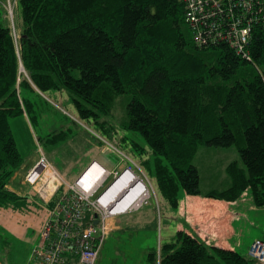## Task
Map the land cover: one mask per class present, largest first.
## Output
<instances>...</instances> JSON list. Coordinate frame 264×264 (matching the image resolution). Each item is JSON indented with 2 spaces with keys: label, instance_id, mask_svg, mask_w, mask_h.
Listing matches in <instances>:
<instances>
[{
  "label": "trees",
  "instance_id": "16d2710c",
  "mask_svg": "<svg viewBox=\"0 0 264 264\" xmlns=\"http://www.w3.org/2000/svg\"><path fill=\"white\" fill-rule=\"evenodd\" d=\"M19 6L18 42L0 24V209L24 203L6 189L23 164L10 119L29 115L24 90L67 93L80 120H92L112 143L129 144L144 160L174 209L180 189L228 203L250 191L254 205L264 208V31L255 30L248 62L226 45L189 42L183 0H20ZM252 64L254 76L244 70ZM124 96L129 101L121 115ZM109 118L138 133L145 146L120 138ZM202 146L238 149L246 170L237 162L228 166L229 189L200 190L193 161ZM148 262L257 264L182 232L159 254L151 251Z\"/></svg>",
  "mask_w": 264,
  "mask_h": 264
},
{
  "label": "rangeland",
  "instance_id": "374dc122",
  "mask_svg": "<svg viewBox=\"0 0 264 264\" xmlns=\"http://www.w3.org/2000/svg\"><path fill=\"white\" fill-rule=\"evenodd\" d=\"M19 1L20 0H12L10 7L7 6L8 4H5L8 12H3L2 14L6 18V21H8L17 42L20 37L15 25L18 26L22 23ZM7 2L8 0H0V4L2 5ZM3 23L4 21L2 24ZM186 34L188 41L191 42L192 34L189 29H187ZM259 69L262 70L261 68ZM244 70L252 76L258 74V70L253 64L248 65ZM22 74L28 77L26 72L23 71ZM74 75L79 78L80 72L76 70ZM24 96L31 104L29 119L32 121V127L36 131V136L40 138V146H38L36 141L34 143L35 145H32V142L27 137L25 131L26 125L22 115L10 119V126L18 150L25 151V153L30 152V154L33 155L36 154L39 147H42L50 157L49 160L56 166L63 176L61 177L67 184L72 185L81 177L80 175L89 166L88 161H97L109 172H122L127 168V165H129L135 168L136 171L133 173L136 175V178L141 177L138 170L144 173L142 179L147 185L149 197L147 203L144 205L143 211L137 215V222H134L133 218L130 217L123 231L115 232L110 237H107L108 239H106L102 250V255L105 259L104 262L100 259L101 262L99 260L98 264H145L143 263V257L146 258L153 250L158 251V244L160 243L159 234L156 232V230H158L156 226L159 220V218H157L159 200L156 196L158 193L153 183L154 180L152 178V181L149 177L147 169L144 166H140L135 159L122 152H120L121 154H117L116 152L113 153L111 149L107 151V147L112 148L113 146L111 139L104 136L98 127L93 124L92 120H80L77 110L72 103H60L59 100L54 97V93L34 94L28 90H24ZM122 98L120 105H123L117 109L120 114L122 111L125 115L129 97L124 96ZM25 116L27 115L25 114ZM109 119L118 129L117 133L119 135L125 134L129 139H135L141 146H145L144 139L138 133L124 129L117 123L116 118ZM59 132H63V139L57 136ZM47 138L49 139L45 141ZM115 146L120 148L117 145ZM115 146L113 147L118 150ZM103 148L106 150L104 153L102 152ZM121 155H125L128 161ZM66 162L70 163V166H68ZM86 162L88 164H85ZM233 162H237L241 169L246 170L236 147L223 149L202 146L198 149L193 165L197 167L200 173V190L203 194H207L211 191L222 192L231 187L232 181L226 170ZM112 181L113 178H110L101 192L107 188ZM180 192H183V190L180 189ZM60 196L61 193L57 198ZM159 198L161 199V197ZM233 210L235 212L234 218L236 223L233 225L235 231L232 236L231 245L235 248L233 251L246 257L255 241L264 240V208L256 207L253 203L251 192L247 191L234 205ZM205 211L207 212L208 210ZM38 212L39 211L36 213ZM154 216L156 217L157 225L153 219ZM41 217L42 215H37L36 218L40 220ZM19 225H23V223H19ZM4 233L6 234V232ZM1 235L4 234L0 231V236ZM6 237L10 240V243L15 246L20 240L24 242L25 246L23 248L19 247L18 252H16V258H22L26 248L29 247L27 246L29 240L27 239L25 241L17 235L10 234H7ZM27 237L31 239L32 234L29 233ZM6 252L0 239V255L2 262L5 264L11 263Z\"/></svg>",
  "mask_w": 264,
  "mask_h": 264
},
{
  "label": "built area",
  "instance_id": "2783aa9c",
  "mask_svg": "<svg viewBox=\"0 0 264 264\" xmlns=\"http://www.w3.org/2000/svg\"><path fill=\"white\" fill-rule=\"evenodd\" d=\"M183 2L185 21L197 47L215 48L226 45L238 56L252 62L249 46L255 30L264 31V0ZM113 149L116 150L114 147ZM92 171L98 173L95 180L89 176ZM134 171L135 168L127 166L122 172H109L93 163L74 184L69 185L42 155L25 178V183L36 190L47 206L48 213L41 231V242L33 249L29 264H67L69 256L77 258L80 264H97L112 231L111 220L138 212L147 203L149 192L146 188L139 198L144 200L125 205L121 212H116L133 190L140 185L147 186L142 179L144 173L141 172L139 184L116 204L118 195L134 180ZM110 178H113L112 183L101 192ZM124 181L125 184L120 186ZM118 186L123 191H119L114 199L106 201L105 198ZM60 193L61 196L50 206ZM249 256L255 263L264 264V240L253 243Z\"/></svg>",
  "mask_w": 264,
  "mask_h": 264
},
{
  "label": "crops",
  "instance_id": "0c3cea01",
  "mask_svg": "<svg viewBox=\"0 0 264 264\" xmlns=\"http://www.w3.org/2000/svg\"><path fill=\"white\" fill-rule=\"evenodd\" d=\"M11 2L12 0H8L7 3H4L3 5L0 4V24L4 27L9 28V23L8 21H6V18L2 14L3 12H8L6 5L8 4L7 6L10 7ZM1 19L4 21L3 24V21ZM20 25L21 24H19L18 26L15 25L18 33H20ZM54 97H56V99L59 100L60 103H71L67 93H54ZM26 115L27 116H25L24 114L22 117L26 125V135L32 142V145H35L34 143L36 141L38 146H40V138L36 136L37 134L35 129L32 127V121L29 119V115ZM125 136V134L119 135L120 138H123ZM47 140L48 139H45V141ZM114 144L115 143H112L113 146L116 145ZM113 146L112 148L107 147L106 150L108 151L111 149L113 153L116 152L117 154H120L119 152H122L127 156L135 159L140 166H143L142 163L144 160L138 158L139 156H134V152H132V149L129 144H125L123 141H121V143L117 145L120 148H117L115 146L118 149L117 151L113 149ZM106 150L103 148L102 152L104 153ZM19 153L22 157L23 164L19 171L14 174L6 189L18 195L20 198L24 199V203L21 207L19 206L15 209H0V231L4 234L0 236V239L11 261V263L7 264H29L33 249L37 247L41 242V231L48 218L47 206L39 198L36 190L25 183L26 176L37 165L42 155L47 158V160L56 168V166L49 160L50 157L42 147H39V149H37L36 151V154L33 155L30 154V152L25 153V151H22L20 149ZM147 156L145 155V158H147ZM67 163L68 162H66V164ZM88 163L89 166L85 169V171L93 163L99 164L97 161H88ZM88 163L86 162L85 164ZM85 164L83 165L86 166ZM68 166H70V163H68ZM56 170L58 171L57 168ZM138 173L141 174L139 170ZM59 174L62 176L60 172ZM149 177L152 180L150 174ZM153 180V183L155 184L157 189L156 181L155 179ZM157 193L159 195H156L159 200V207L157 208V218H159L158 225L155 216L153 219L157 225V229L159 230H156V232L159 234L160 239V243L158 244L159 249L157 251L158 254L163 244L175 241V237L178 232H185L186 234L197 238L208 246L218 247L226 250L235 249L231 245V240L233 239L232 236L235 231L233 225L236 223V220L234 218L235 212L233 210V207L238 201L235 203H228L203 197H191L187 196L183 191L180 192V201L178 208L174 209L160 195L158 189ZM159 197H161V199ZM144 207L141 208L138 212L128 215H122L111 220L112 231L108 237H110L115 232L123 231L130 217L133 218L134 222H137V215L143 211ZM205 210L208 211L206 212ZM37 211L39 212L36 213ZM37 215H42L40 220L36 218ZM19 223H23V225H19ZM4 232H6V234ZM29 233L32 234L31 239L27 237ZM7 234L17 235L19 238H23V240L25 241L27 239L29 240V244L27 245L29 247L26 248V251L22 258H16V252H18L19 247L23 248L25 246L24 242L20 240V242H17V245L15 246L10 243V240L6 237ZM246 258H250L249 253ZM100 259L104 262L105 258L102 255V251L99 257V260ZM99 260L97 264L99 263ZM143 261V263L145 264H150L148 262V255L146 256V258L143 257ZM0 264H5L4 262H2L1 255ZM67 264L80 263L77 258L69 256Z\"/></svg>",
  "mask_w": 264,
  "mask_h": 264
},
{
  "label": "bare ground",
  "instance_id": "6f19581e",
  "mask_svg": "<svg viewBox=\"0 0 264 264\" xmlns=\"http://www.w3.org/2000/svg\"><path fill=\"white\" fill-rule=\"evenodd\" d=\"M133 174V176H135V178H134V180H132L131 182H130V184H129V186L123 191V189L122 188H120V186H123V184H125V181L120 185V186H118V187H116L110 194H109V196L108 197H106L105 198V200L106 201H108V200H112V199H114L117 195H118V193H119V191H120V193L121 194H119L118 195V197H117V202H116V204L118 203V202H120L121 200H123L124 199V197H126L138 184H139V182H140V179H138V177L136 178V175L134 174V173H132ZM90 176V178L92 179V180H95V178L96 177H98V173L96 172V171H92L91 172V174L89 175ZM127 181V180H126ZM146 186H142V185H140L139 187H137L135 190H133L132 192H131V194H130V196L126 199V201L123 203V205L121 204V205H119L118 206V208L116 209V212H121L122 210H123V208H124V206L125 205H128V204H133L134 202H138V201H142V200H144V199H141V200H139V198L141 197V195H142V192H145V190H146V188H145ZM115 204V205H116Z\"/></svg>",
  "mask_w": 264,
  "mask_h": 264
},
{
  "label": "water",
  "instance_id": "95a60500",
  "mask_svg": "<svg viewBox=\"0 0 264 264\" xmlns=\"http://www.w3.org/2000/svg\"><path fill=\"white\" fill-rule=\"evenodd\" d=\"M21 68H22L21 70H22V72H23V70H24V67H21ZM96 223H97V222H96Z\"/></svg>",
  "mask_w": 264,
  "mask_h": 264
}]
</instances>
